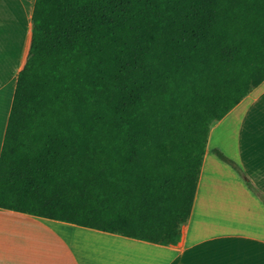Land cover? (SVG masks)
<instances>
[{
  "label": "trees",
  "instance_id": "16d2710c",
  "mask_svg": "<svg viewBox=\"0 0 264 264\" xmlns=\"http://www.w3.org/2000/svg\"><path fill=\"white\" fill-rule=\"evenodd\" d=\"M31 21L0 207L177 244L211 126L264 80V0H35Z\"/></svg>",
  "mask_w": 264,
  "mask_h": 264
},
{
  "label": "crops",
  "instance_id": "0c3cea01",
  "mask_svg": "<svg viewBox=\"0 0 264 264\" xmlns=\"http://www.w3.org/2000/svg\"><path fill=\"white\" fill-rule=\"evenodd\" d=\"M35 0H0V153ZM242 170L245 180L215 153ZM264 80L210 128L187 222L161 245L0 207V264H264Z\"/></svg>",
  "mask_w": 264,
  "mask_h": 264
}]
</instances>
